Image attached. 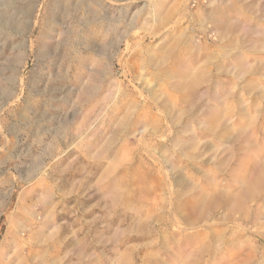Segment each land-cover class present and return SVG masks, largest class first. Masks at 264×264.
I'll list each match as a JSON object with an SVG mask.
<instances>
[{
	"label": "rangeland",
	"instance_id": "rangeland-1",
	"mask_svg": "<svg viewBox=\"0 0 264 264\" xmlns=\"http://www.w3.org/2000/svg\"><path fill=\"white\" fill-rule=\"evenodd\" d=\"M0 264H264V0H0Z\"/></svg>",
	"mask_w": 264,
	"mask_h": 264
}]
</instances>
